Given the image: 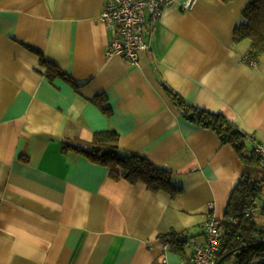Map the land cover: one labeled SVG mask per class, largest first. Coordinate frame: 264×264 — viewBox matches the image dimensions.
I'll return each mask as SVG.
<instances>
[{
    "label": "crops",
    "instance_id": "crops-1",
    "mask_svg": "<svg viewBox=\"0 0 264 264\" xmlns=\"http://www.w3.org/2000/svg\"><path fill=\"white\" fill-rule=\"evenodd\" d=\"M105 1L0 0V264H187L209 203L222 219L244 164L174 94L226 116L248 134L247 153L264 140V52L252 59V40L234 37L252 0H177L138 63L107 55ZM42 56L72 81L47 76ZM104 129L181 191L115 180L63 149ZM174 231L190 241H163Z\"/></svg>",
    "mask_w": 264,
    "mask_h": 264
},
{
    "label": "trees",
    "instance_id": "trees-1",
    "mask_svg": "<svg viewBox=\"0 0 264 264\" xmlns=\"http://www.w3.org/2000/svg\"><path fill=\"white\" fill-rule=\"evenodd\" d=\"M243 16L244 21L235 28L234 37L236 40L250 38L252 44L249 55L252 59H257L264 52V0L250 1L243 10ZM41 61L48 64L46 74L50 78L61 76L71 80L59 66L48 62L43 56ZM174 95L188 113L194 114L192 120L195 123L212 129L220 137L226 134L223 141L238 152L244 164L242 177L231 192L224 217L220 218L225 233L220 239V253L216 264H264L262 226H259L254 217L263 208L261 206V210H258L264 195V167L260 156L254 151L246 152L248 134L222 113L191 105L181 96ZM71 148L83 153L91 161L106 166L110 177L115 180L126 179L132 184L143 182L151 191L165 190L172 195L182 189L175 183L172 171L155 164L142 153L123 149L120 134L115 129L95 131L86 147L64 143L63 149ZM182 234L174 231L160 236L172 246H181L190 241L183 239ZM182 247L174 248L182 252Z\"/></svg>",
    "mask_w": 264,
    "mask_h": 264
},
{
    "label": "built area",
    "instance_id": "built-area-1",
    "mask_svg": "<svg viewBox=\"0 0 264 264\" xmlns=\"http://www.w3.org/2000/svg\"><path fill=\"white\" fill-rule=\"evenodd\" d=\"M177 0H106L101 19L107 28L114 32L107 55L120 56L131 63L139 62L141 50L150 47L151 37L156 23L164 9ZM197 0H184L183 9L193 8ZM145 24L147 27L145 28ZM253 151L257 153L264 167V140L255 143ZM206 218L203 222V240L192 239L193 251L189 254L187 264H216L220 253V239L225 230L221 220L213 211V203H209ZM263 207V208H262ZM262 215L264 217V205ZM249 215V212L248 214ZM261 241L264 242V224Z\"/></svg>",
    "mask_w": 264,
    "mask_h": 264
},
{
    "label": "water",
    "instance_id": "water-1",
    "mask_svg": "<svg viewBox=\"0 0 264 264\" xmlns=\"http://www.w3.org/2000/svg\"><path fill=\"white\" fill-rule=\"evenodd\" d=\"M193 116H194V114H193L192 112H189V113H188V118H189V119H192ZM225 136H226V134H223V135L221 136V138H224Z\"/></svg>",
    "mask_w": 264,
    "mask_h": 264
}]
</instances>
